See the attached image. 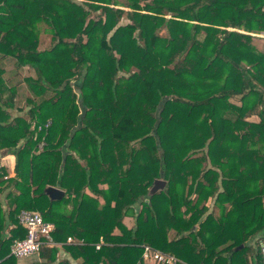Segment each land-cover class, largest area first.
<instances>
[{
    "label": "trees",
    "instance_id": "1",
    "mask_svg": "<svg viewBox=\"0 0 264 264\" xmlns=\"http://www.w3.org/2000/svg\"><path fill=\"white\" fill-rule=\"evenodd\" d=\"M252 32L264 33V0H0V55L35 72L26 117L7 109L15 86L0 69V150L15 155V174L0 172V264H23L9 253L21 209L53 222L40 238L68 254L43 243L27 264H138L143 244L177 264H262L264 47Z\"/></svg>",
    "mask_w": 264,
    "mask_h": 264
},
{
    "label": "built area",
    "instance_id": "2",
    "mask_svg": "<svg viewBox=\"0 0 264 264\" xmlns=\"http://www.w3.org/2000/svg\"><path fill=\"white\" fill-rule=\"evenodd\" d=\"M41 146V144H40ZM19 222L25 228V235L23 237L15 238L10 244V254L23 258L33 253H37L43 243L51 246L55 242L48 240L43 241L41 235H48L54 229V223L45 220L38 210L21 209L18 214ZM72 237L68 236L67 241H72ZM82 242V239L79 240ZM261 260L264 264V241L260 240ZM99 243L96 244L98 248ZM141 258L144 261H150L154 264H177L179 261L176 256L170 253L163 252L159 249L153 248L149 244L142 245Z\"/></svg>",
    "mask_w": 264,
    "mask_h": 264
},
{
    "label": "rangeland",
    "instance_id": "3",
    "mask_svg": "<svg viewBox=\"0 0 264 264\" xmlns=\"http://www.w3.org/2000/svg\"><path fill=\"white\" fill-rule=\"evenodd\" d=\"M124 21H126L125 18L122 19V22ZM39 27L40 28H39L38 48L39 49L48 48L51 44V32L45 29L47 27L45 23H40ZM252 33L255 36L254 42L263 48L264 47V33L262 32H252ZM14 60L15 58L11 56H5L2 58V56L0 55V65H1L0 69L3 70L2 77L6 80L7 84L8 85L11 84L15 86L14 91L16 92V94L14 96L15 98L13 99V102H14V107L17 110L16 115L22 114L27 117L28 116L27 113L30 109V105L26 101V96H27L29 87H28V83L25 77L35 75V72H34V69L29 64H24L20 67H17L14 63ZM72 83L75 89L79 90L80 82L78 80H73ZM7 93L9 92L7 91ZM229 99L231 102L235 104L240 103L239 98L237 99V98L231 97ZM249 118L257 119L258 116L254 114V115L249 116ZM31 125L33 126V123ZM205 203L206 205L211 206L213 203L212 197H209ZM125 222L127 224H131L132 219H130L129 217H126ZM231 240L232 241H230V239L228 241L224 240L220 245H216L215 249L217 251H225L228 247H231L234 245L235 240L234 239H231Z\"/></svg>",
    "mask_w": 264,
    "mask_h": 264
},
{
    "label": "crops",
    "instance_id": "4",
    "mask_svg": "<svg viewBox=\"0 0 264 264\" xmlns=\"http://www.w3.org/2000/svg\"><path fill=\"white\" fill-rule=\"evenodd\" d=\"M7 109L9 111H11L13 115H15L17 113V110H16L15 107H8ZM14 166H15V155L13 153H11V152H3V151L0 150V172L3 174L4 178H8V176L12 177L14 175V172H15L14 171ZM3 169H4V172L2 171ZM63 192H64V190H63ZM4 195H5V191L0 193V199L3 200ZM9 226H11V225L9 224ZM9 226H8V228H9ZM230 241H232V240L230 239ZM79 242H81V241H79ZM55 244H57L60 247V251H61L60 258H62L65 255L68 256V254H66V252H64L63 249H62V242H56ZM33 260H36V257H33V255H29L27 257H24V258L20 259V261L23 264L30 263ZM80 261H81V258H77V259H73L72 260V262L74 264H79ZM138 264H154V263H152L150 261L141 260V261L138 262Z\"/></svg>",
    "mask_w": 264,
    "mask_h": 264
},
{
    "label": "water",
    "instance_id": "5",
    "mask_svg": "<svg viewBox=\"0 0 264 264\" xmlns=\"http://www.w3.org/2000/svg\"><path fill=\"white\" fill-rule=\"evenodd\" d=\"M166 184V180L161 178V177H157V178H154L153 180V183L152 185L150 186V193H154L156 192L157 190L163 188ZM45 191L47 192V194L50 196V198H55V199H58L60 198L64 192L63 190L58 187V186H53V185H48L45 189ZM243 244L240 243L238 246H236V248L238 247H241Z\"/></svg>",
    "mask_w": 264,
    "mask_h": 264
}]
</instances>
